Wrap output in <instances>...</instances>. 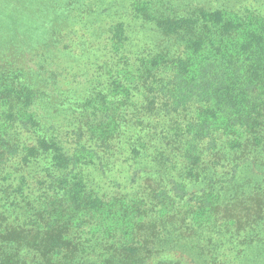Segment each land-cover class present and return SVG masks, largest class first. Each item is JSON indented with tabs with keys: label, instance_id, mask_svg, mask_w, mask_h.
I'll return each mask as SVG.
<instances>
[{
	"label": "trees",
	"instance_id": "16d2710c",
	"mask_svg": "<svg viewBox=\"0 0 264 264\" xmlns=\"http://www.w3.org/2000/svg\"><path fill=\"white\" fill-rule=\"evenodd\" d=\"M224 162L264 173L263 11L0 0V264H151L244 231L264 189L221 185Z\"/></svg>",
	"mask_w": 264,
	"mask_h": 264
},
{
	"label": "rangeland",
	"instance_id": "374dc122",
	"mask_svg": "<svg viewBox=\"0 0 264 264\" xmlns=\"http://www.w3.org/2000/svg\"><path fill=\"white\" fill-rule=\"evenodd\" d=\"M250 8L264 12V0H241ZM31 1L28 4L30 5ZM7 6V2L3 3ZM223 162V161H222ZM219 181L222 185L242 184L249 193L255 187L264 189L263 166L244 168L242 173L232 176V166L224 162L219 165ZM248 193V194H249ZM239 213V209H237ZM257 223L241 232H225L222 225L205 227L195 232L190 240L192 249L186 253L171 252L154 258L151 264H162L169 260L173 264H264V213Z\"/></svg>",
	"mask_w": 264,
	"mask_h": 264
}]
</instances>
